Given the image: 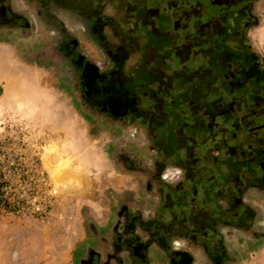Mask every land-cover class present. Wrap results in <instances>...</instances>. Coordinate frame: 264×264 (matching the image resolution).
Listing matches in <instances>:
<instances>
[{
    "label": "flooded vegetation",
    "instance_id": "obj_1",
    "mask_svg": "<svg viewBox=\"0 0 264 264\" xmlns=\"http://www.w3.org/2000/svg\"><path fill=\"white\" fill-rule=\"evenodd\" d=\"M256 1L0 0V29L49 39L85 110L138 122L158 170L183 165L178 194L193 198L203 188L209 148L226 166L212 210L199 217L186 209L179 231L156 224L149 235L170 250V264L192 260L183 248L172 252L176 239L224 264L227 242L243 236L236 229L264 208V58L249 34Z\"/></svg>",
    "mask_w": 264,
    "mask_h": 264
},
{
    "label": "crops",
    "instance_id": "obj_2",
    "mask_svg": "<svg viewBox=\"0 0 264 264\" xmlns=\"http://www.w3.org/2000/svg\"><path fill=\"white\" fill-rule=\"evenodd\" d=\"M259 1L253 6L257 23L249 31L255 47L252 30L258 28L260 32L261 28L264 32V26H258ZM260 34L264 40V33ZM58 70L65 73L61 67ZM62 80L66 87H74L67 73ZM71 100L87 126L84 135L97 137L98 143L85 147L84 151L96 150L103 156L105 163L100 170L105 185L96 193L91 192L80 215L73 212L74 192H69L70 216L65 223L55 220L43 223L30 216L13 217L0 208V247L5 264H170V250L165 244L150 240L149 235L156 224L172 223L179 231L180 218L186 209L198 208L199 217L212 210L216 199L213 185L220 178L219 171L226 166L219 168L213 158L214 150L209 148L207 157L202 159L203 166L207 165L201 169L203 188L196 197L186 198L175 190L185 179L181 180L183 165L168 163L158 170L155 150L138 122L94 113L85 110L80 99ZM196 100L199 99H191L190 105H195ZM198 131L205 138L203 128ZM164 186L168 187L167 195ZM257 213L256 223L246 230L236 229L242 237L237 235L227 242L230 258L224 264H264V259L255 261L258 249L264 244V208L258 206ZM128 232L135 238L131 246L126 244L132 238ZM184 247L178 239L169 246L172 252L183 248L191 256L187 259H192L191 264H213L203 254L202 246Z\"/></svg>",
    "mask_w": 264,
    "mask_h": 264
},
{
    "label": "rangeland",
    "instance_id": "obj_3",
    "mask_svg": "<svg viewBox=\"0 0 264 264\" xmlns=\"http://www.w3.org/2000/svg\"><path fill=\"white\" fill-rule=\"evenodd\" d=\"M257 9L258 26L263 27L264 0L257 3ZM257 29L252 34L256 49L263 54L260 33L264 32ZM28 32L0 29V130L7 119L28 125V136L38 146L42 169L58 186L65 204L69 192H74L71 206L75 215H80L91 192L105 185L100 170L104 158L99 151H84L97 142V137L84 135L87 126L71 100L74 93L62 80L66 72L58 70L60 66L48 52L50 40ZM0 252L2 256V247ZM256 259H264V244ZM0 264H5L3 256Z\"/></svg>",
    "mask_w": 264,
    "mask_h": 264
},
{
    "label": "built area",
    "instance_id": "obj_4",
    "mask_svg": "<svg viewBox=\"0 0 264 264\" xmlns=\"http://www.w3.org/2000/svg\"><path fill=\"white\" fill-rule=\"evenodd\" d=\"M28 133V125L17 119L2 122L1 210L13 217L30 216L43 223L64 221L70 216L68 203L62 201L58 186L42 169L38 146Z\"/></svg>",
    "mask_w": 264,
    "mask_h": 264
}]
</instances>
